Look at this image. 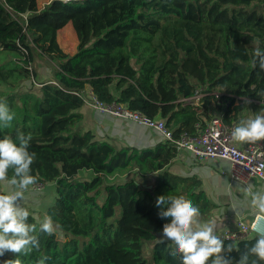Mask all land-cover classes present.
<instances>
[{
  "label": "trees",
  "instance_id": "obj_1",
  "mask_svg": "<svg viewBox=\"0 0 264 264\" xmlns=\"http://www.w3.org/2000/svg\"><path fill=\"white\" fill-rule=\"evenodd\" d=\"M68 23L78 41L72 54L57 42ZM256 48L264 50V0H0V101L15 114L0 139L31 134V174L54 194L28 222L50 215L58 225L51 236L37 233L39 250L5 252L0 264L43 256L46 264H181L169 254L172 241L157 243L171 218L159 217L156 200L182 195L206 216L211 204L199 181L168 171L172 143L139 151L96 139L82 125L84 96L161 119L174 137L194 135L216 94L226 122L247 101L264 108ZM38 58L51 65L39 81ZM198 88L199 103L185 104ZM256 238L223 240L239 248L224 255L237 264Z\"/></svg>",
  "mask_w": 264,
  "mask_h": 264
},
{
  "label": "clouds",
  "instance_id": "obj_2",
  "mask_svg": "<svg viewBox=\"0 0 264 264\" xmlns=\"http://www.w3.org/2000/svg\"><path fill=\"white\" fill-rule=\"evenodd\" d=\"M69 4L72 0H60ZM253 67L264 71V50L256 48ZM15 118L6 100L0 101V127L8 128ZM231 137L234 142L255 144L264 140V115L242 119L233 128ZM31 134L17 133L15 140L10 136L0 139V183L7 191L0 192V256L5 252L17 255H29L39 250L40 241L37 233L53 235L58 225L50 215H46L39 225L29 223V210L23 206L30 187L37 183V177L31 174V166L36 153L30 152ZM9 170L13 175L9 178ZM243 195L260 213H264V187L253 190L248 186ZM161 218H171L163 225L162 235L157 243L165 239L172 241L174 248L169 250L173 257L180 254L181 264H233L224 253L239 248L233 244L225 245L216 234L218 225L215 221L203 222L198 206L184 196L160 195L156 200ZM255 257V259H250ZM50 259L43 256L38 264H46ZM264 261V233H260L255 243L247 248L237 264H258ZM4 264H11L5 261Z\"/></svg>",
  "mask_w": 264,
  "mask_h": 264
},
{
  "label": "crops",
  "instance_id": "obj_3",
  "mask_svg": "<svg viewBox=\"0 0 264 264\" xmlns=\"http://www.w3.org/2000/svg\"><path fill=\"white\" fill-rule=\"evenodd\" d=\"M241 103V100L235 101V104ZM206 105L210 115H214L222 109V107L217 106L213 99H207ZM80 112L83 115L82 125L84 128L91 130L96 139L110 142L117 148L129 147L143 151L167 143L156 129L130 119L100 113L87 103L81 106ZM232 112L235 114L237 125L242 119L264 115V108L256 102L247 101L242 105V108H233ZM261 142L264 144V140ZM235 143L237 146L244 145ZM229 166V161L225 158L198 159L185 150H175L172 161L167 165L170 173L193 176L199 181L198 188L204 192L211 204L209 213L206 216H201V220L203 222L215 221L218 225L216 233L218 236L225 228H234L238 219L248 218L253 213L259 212L245 198L243 193L248 186H251L253 190L264 187L263 182L257 178L250 179L245 185L231 180L228 175ZM129 173H131L129 176L135 175L134 172ZM1 187L7 190L2 183ZM45 193L50 195L51 200L48 201L41 213H44L47 205L53 201V187L50 185L45 187L40 194L43 197ZM27 194V199L24 202L33 198L32 195L28 196Z\"/></svg>",
  "mask_w": 264,
  "mask_h": 264
},
{
  "label": "built area",
  "instance_id": "obj_4",
  "mask_svg": "<svg viewBox=\"0 0 264 264\" xmlns=\"http://www.w3.org/2000/svg\"><path fill=\"white\" fill-rule=\"evenodd\" d=\"M202 95V89L198 88L191 97L184 100V103L198 104ZM84 102L100 113L130 119L156 129L166 142L173 144L175 150H185L198 159L217 157L227 159L230 165L228 175L235 182L245 185L250 179L257 178L264 184V144L260 140L255 144L245 143L243 146H237L231 137L236 122H226L222 109L211 115L204 125L197 123L194 135L181 133L174 137L171 129L167 128L161 119L149 118L118 102L101 101L89 90L84 96ZM215 102L221 107L225 105L220 94L215 95ZM44 189L45 185L37 182L30 187L29 192H41ZM260 233H264V213L255 212L248 218L238 219L234 228H225L219 237L222 240L239 241L258 236Z\"/></svg>",
  "mask_w": 264,
  "mask_h": 264
},
{
  "label": "rangeland",
  "instance_id": "obj_5",
  "mask_svg": "<svg viewBox=\"0 0 264 264\" xmlns=\"http://www.w3.org/2000/svg\"><path fill=\"white\" fill-rule=\"evenodd\" d=\"M49 0H37L39 6H43L45 3H47ZM57 42L59 46L67 53L72 54L75 52L78 41L77 37L75 35V32L71 26L70 23L66 24L63 28H61L57 32ZM38 66L37 69L39 70V75H38V81L39 80H44L48 77L50 74V67L46 61H43L38 58ZM131 173H127L125 176H129ZM42 192V191H41ZM41 192H29L27 195H32V199H28L27 202H22L23 206L26 207L29 212L33 213H41L43 211L45 205L48 203V201L51 200V197L49 194H44L43 197L41 196ZM38 198L36 199V197ZM41 196V198H40ZM40 198V199H39Z\"/></svg>",
  "mask_w": 264,
  "mask_h": 264
}]
</instances>
